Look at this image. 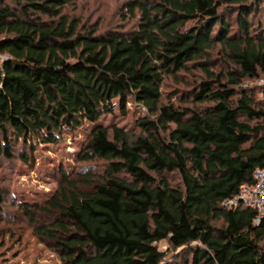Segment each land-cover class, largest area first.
Wrapping results in <instances>:
<instances>
[{"label": "trees", "instance_id": "16d2710c", "mask_svg": "<svg viewBox=\"0 0 264 264\" xmlns=\"http://www.w3.org/2000/svg\"><path fill=\"white\" fill-rule=\"evenodd\" d=\"M262 3L128 0L135 28L100 34L66 14L73 0H0V158L13 159V138L33 152L58 145L116 105L148 114L136 139L95 125L77 158L103 161V174L81 183L63 171L39 208L58 218L36 233L61 264H264V217L223 207L264 169V85L262 99L243 87L264 80V28L252 29ZM217 48L232 65L220 74L208 67ZM191 67L208 79L186 107L166 104L167 79Z\"/></svg>", "mask_w": 264, "mask_h": 264}, {"label": "rangeland", "instance_id": "374dc122", "mask_svg": "<svg viewBox=\"0 0 264 264\" xmlns=\"http://www.w3.org/2000/svg\"><path fill=\"white\" fill-rule=\"evenodd\" d=\"M127 1L73 0V5L66 9V14L78 18L87 27L95 26L100 34L115 30L126 33L136 25V21L124 17L123 6ZM262 5L252 21V29L258 26L264 28V3ZM210 60L208 67L217 74L227 72L232 67L220 48L212 51ZM207 79L200 67H191L190 71L180 73L176 78H168L162 88L164 102H172L180 108L186 107L185 97L198 90L200 82ZM263 85V79L243 83V87L254 89L260 99L262 94L259 89ZM115 113L102 117L96 124L88 122L79 132L66 135L58 145H37L35 152L26 147L22 140L12 139L13 159L0 158V188L4 198V203L0 206V264H61L53 244L36 233L37 229L49 227L58 218L42 214L39 208L45 207L56 194L63 171L72 180L81 183L85 182L81 176L90 174L96 178L103 174L106 167L103 161L85 164L77 158L86 135L95 125L118 126L132 139L141 136L136 124L139 118L148 115L145 109L130 102L127 105V115L122 114L118 105ZM22 154L28 156L31 165L24 163ZM166 177L173 184L179 182L176 175L166 174ZM79 187L83 191L91 190L85 184ZM168 248L167 242L159 245L162 252H167ZM178 253L181 251H177Z\"/></svg>", "mask_w": 264, "mask_h": 264}, {"label": "built area", "instance_id": "2783aa9c", "mask_svg": "<svg viewBox=\"0 0 264 264\" xmlns=\"http://www.w3.org/2000/svg\"><path fill=\"white\" fill-rule=\"evenodd\" d=\"M254 180V185L241 187L238 195L226 200L223 207L234 210L239 208L256 210L259 216L255 222L259 224L264 217V169L255 171Z\"/></svg>", "mask_w": 264, "mask_h": 264}]
</instances>
